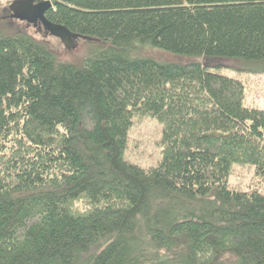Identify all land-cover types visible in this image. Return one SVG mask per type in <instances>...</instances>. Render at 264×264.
Returning <instances> with one entry per match:
<instances>
[{"label":"trees","instance_id":"1","mask_svg":"<svg viewBox=\"0 0 264 264\" xmlns=\"http://www.w3.org/2000/svg\"><path fill=\"white\" fill-rule=\"evenodd\" d=\"M52 3L93 45L73 62L0 30V264H264V110L220 68L134 57L264 64V0ZM142 117L163 126L155 167L126 156Z\"/></svg>","mask_w":264,"mask_h":264},{"label":"rangeland","instance_id":"2","mask_svg":"<svg viewBox=\"0 0 264 264\" xmlns=\"http://www.w3.org/2000/svg\"><path fill=\"white\" fill-rule=\"evenodd\" d=\"M18 0H0V30L19 31L26 33L37 40L48 43L65 60L77 62L89 51L93 45L91 42L79 38L76 45L68 50L58 38L47 34L38 27L20 19L6 18L10 13L11 5ZM12 3V4H11ZM11 4V5H10ZM5 17L7 22H4ZM7 28V29H6ZM45 32V33H44ZM95 44V43H94ZM134 57L153 59L161 64L201 63L220 68L224 75L238 76L246 86V105L264 110V64H256L241 59L223 57H191L172 54L157 48L140 49ZM261 73V74H258ZM162 124L153 117L136 119L129 133V143L126 151L127 158L142 167H155L162 155ZM254 168L252 166H235L229 183L242 189H251L255 184Z\"/></svg>","mask_w":264,"mask_h":264},{"label":"water","instance_id":"3","mask_svg":"<svg viewBox=\"0 0 264 264\" xmlns=\"http://www.w3.org/2000/svg\"><path fill=\"white\" fill-rule=\"evenodd\" d=\"M67 1V0H66ZM53 7V3L49 0H18L10 7V18L20 19L43 29L47 34L58 38L64 43L68 50L76 45V40L83 38L91 40L87 37H82L72 33L68 28L50 22L46 13Z\"/></svg>","mask_w":264,"mask_h":264}]
</instances>
